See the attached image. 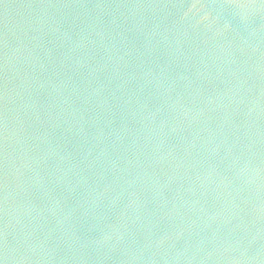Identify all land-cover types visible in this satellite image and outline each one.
Returning <instances> with one entry per match:
<instances>
[{
    "label": "water",
    "instance_id": "95a60500",
    "mask_svg": "<svg viewBox=\"0 0 264 264\" xmlns=\"http://www.w3.org/2000/svg\"><path fill=\"white\" fill-rule=\"evenodd\" d=\"M0 264H264V0H0Z\"/></svg>",
    "mask_w": 264,
    "mask_h": 264
}]
</instances>
